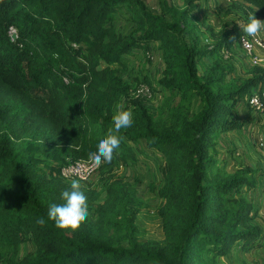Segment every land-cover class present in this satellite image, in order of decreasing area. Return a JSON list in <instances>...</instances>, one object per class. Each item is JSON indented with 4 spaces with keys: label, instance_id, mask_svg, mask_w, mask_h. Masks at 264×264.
Listing matches in <instances>:
<instances>
[{
    "label": "trees",
    "instance_id": "trees-1",
    "mask_svg": "<svg viewBox=\"0 0 264 264\" xmlns=\"http://www.w3.org/2000/svg\"><path fill=\"white\" fill-rule=\"evenodd\" d=\"M198 2L209 0H157L158 10L144 0H0V264H226L253 246L261 229L247 192L259 185L257 170H224L217 145L249 120L234 113L242 105L250 114L252 92L264 93V66L234 76L222 53L232 55L245 34L235 23L218 31L202 23L210 40L202 42L191 19ZM229 8L243 25L251 12L264 20V0ZM120 12L129 32L113 24ZM153 49L167 92L155 109L121 76L133 51ZM126 99L133 122L116 131L115 108ZM110 132L123 139L101 159L111 168L102 190L81 185L87 216L58 228L47 210L70 184L61 168L92 156ZM142 143L161 162L160 240L142 238L137 181L112 174L138 163Z\"/></svg>",
    "mask_w": 264,
    "mask_h": 264
},
{
    "label": "rangeland",
    "instance_id": "rangeland-1",
    "mask_svg": "<svg viewBox=\"0 0 264 264\" xmlns=\"http://www.w3.org/2000/svg\"><path fill=\"white\" fill-rule=\"evenodd\" d=\"M144 1L151 10L159 9L157 0ZM171 1L177 5L182 3V0ZM231 1L235 0H209L206 4L198 2L199 4L197 9H194L191 13V19L196 26H198L196 29L198 30L197 32L200 34L203 33V35L200 36L202 42L208 43L210 41L208 39L209 32L205 25L214 27L216 31H218L220 26L225 22H227L229 26L233 23H235L234 25H237L238 28L239 25L243 26V20H241V17L236 15V17L233 18L234 13L232 12V9L229 8ZM202 23L205 25H202ZM113 24L122 32H129L132 28V23L127 19L125 12H120L119 16L116 15L113 20ZM263 32L264 31H260L257 35L264 38ZM206 39H208V41ZM233 47V54L231 55V53L228 52V57H224L226 52H223L222 59L227 61V63L232 64L234 68V76L245 78V75L248 74L252 64L242 48L240 49L241 46L239 47L235 44ZM133 52L134 53L130 54L128 57L129 61L127 69L122 70L121 76L126 81L131 82L132 86L133 83H137L135 89L142 83L147 85L151 96L149 98H140L149 100L148 104L152 106V109H155V107L160 105L165 95H167V92L164 91L158 84L162 68L160 52L157 49H153L149 51V53H145L143 50ZM262 64L264 66V61ZM132 94L135 96L134 91ZM127 105L128 99L120 101L118 103V107L115 108V115L118 112L129 110ZM252 111L257 112L256 110ZM234 115H239L240 120L246 119V117H248L249 120L247 122L245 121L246 126L240 129L239 132H231V138L226 139L227 142H229L228 139H230V143H228V145H225V142L222 140L218 141V148L221 149V151L218 152L220 153L218 159L220 164L225 161L223 164L224 170H230L231 162L233 161L236 163L234 164L235 167L238 164L237 168L241 165H248L254 170H257L256 178L259 180V185L256 189H252L247 192V197L253 202V205L255 204L256 208L260 210V213L264 217V145L257 142L256 135L260 132H257L255 128L252 130L253 125H251L252 122L250 121L251 118L256 121L257 119L255 118H259V116H254V112H250L249 114L247 109L240 106L237 107ZM139 146L142 153L138 154V163L134 166H112V174L123 175L130 182L137 181L138 197L146 203V206L142 208L137 215V224L140 227L142 238L160 240L163 234L160 219L156 212L160 203V199L158 198L156 192L158 186L160 185L161 162L157 161V155L153 156L149 154L153 152L147 149L143 143L139 144ZM146 152L147 154H145ZM109 169L111 168H105V166L102 165L92 174L90 179L85 184L90 183L102 190L101 178L109 175L107 172ZM21 246L24 252L32 250L30 243L27 241H24ZM223 259L226 264L236 263L233 258L225 260L224 257Z\"/></svg>",
    "mask_w": 264,
    "mask_h": 264
},
{
    "label": "clouds",
    "instance_id": "clouds-1",
    "mask_svg": "<svg viewBox=\"0 0 264 264\" xmlns=\"http://www.w3.org/2000/svg\"><path fill=\"white\" fill-rule=\"evenodd\" d=\"M239 27L241 31L246 34V36L255 37L257 33L264 31V20L255 18L251 12V14L247 17V22L244 23L242 28L240 25ZM14 32L15 30L11 28L10 34H15ZM241 38L243 41V37ZM132 122L133 117L131 111L129 110L118 112L115 116H113V127L116 131L127 129ZM122 139V136L114 135L111 132L106 136L100 137L96 144V149L92 155V159L95 161H99L101 159L105 162L110 161L113 157L114 150L118 149ZM60 201V203H53L48 206V219L54 220L55 225L61 229L78 227L81 220L88 214L87 197L85 192L81 189V185L78 180H71L69 186L61 192ZM37 222L42 223L43 219Z\"/></svg>",
    "mask_w": 264,
    "mask_h": 264
},
{
    "label": "built area",
    "instance_id": "built-area-1",
    "mask_svg": "<svg viewBox=\"0 0 264 264\" xmlns=\"http://www.w3.org/2000/svg\"><path fill=\"white\" fill-rule=\"evenodd\" d=\"M241 37H243V41ZM241 37L239 39L240 46L250 59L251 64H262L264 61V38H261L259 35H256L255 37H248L246 34ZM228 54L229 53L226 52L224 57H228ZM134 95L147 98L151 96L149 88L144 83L134 89ZM262 97H264V93L260 94L258 91L252 92L248 100L252 109L256 111L264 110ZM100 164L101 160L95 161L92 159V156L87 159L76 160L63 166L60 170V176L65 181L71 182V180L76 179L79 181L80 185H84V183L89 180L92 174L99 168Z\"/></svg>",
    "mask_w": 264,
    "mask_h": 264
},
{
    "label": "crops",
    "instance_id": "crops-1",
    "mask_svg": "<svg viewBox=\"0 0 264 264\" xmlns=\"http://www.w3.org/2000/svg\"><path fill=\"white\" fill-rule=\"evenodd\" d=\"M258 19L262 20L261 18H258ZM206 62H209L208 59L206 60ZM245 76L247 77V75H245ZM238 106L242 107V105H238ZM252 112H254V116H259V118H260V121H259V118H255V119H257L256 121L253 120V118L250 119V121L252 122L251 125H253L252 130H253V128H255V130L257 132H260L259 134L256 135V140H257V142H260V144L264 145V111L255 112V111H252V109H251V113ZM239 131H240V129L237 130V132H239ZM227 138H231V132L221 134L219 140H222L223 142H225V145H228V143H230V139H228L229 142H227L226 141ZM217 146H219V145H217ZM218 150L221 151L220 148H218ZM152 152L155 154L154 151H152ZM150 155H152V154H150ZM224 163H225V161L222 163V165ZM234 164H236L235 161L231 162V169L226 170V171L234 172L238 166V164H237V166L235 167ZM254 207L256 209L255 210V214H256L255 222L259 224V227L261 229L260 236L255 240L252 247H250L247 250H242V251L238 247L236 254H235V251H233L229 256L225 257V260L233 258V260L236 261L235 264H239V263H241V264H264V217L260 213V210H258L256 208L255 204H254ZM222 260H223V262H225L224 259H222Z\"/></svg>",
    "mask_w": 264,
    "mask_h": 264
},
{
    "label": "water",
    "instance_id": "water-1",
    "mask_svg": "<svg viewBox=\"0 0 264 264\" xmlns=\"http://www.w3.org/2000/svg\"><path fill=\"white\" fill-rule=\"evenodd\" d=\"M11 37H12V39H15L16 35L15 34H12Z\"/></svg>",
    "mask_w": 264,
    "mask_h": 264
}]
</instances>
